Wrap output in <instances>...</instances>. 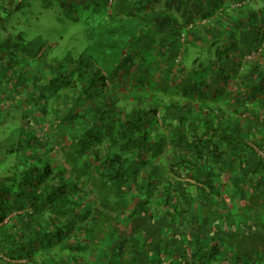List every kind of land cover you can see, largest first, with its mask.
I'll return each instance as SVG.
<instances>
[{
	"label": "trees",
	"instance_id": "obj_1",
	"mask_svg": "<svg viewBox=\"0 0 264 264\" xmlns=\"http://www.w3.org/2000/svg\"><path fill=\"white\" fill-rule=\"evenodd\" d=\"M158 1L178 2L189 31L205 35L214 52L206 68L184 66L185 28L158 39L139 22L115 23L156 16ZM217 1L75 0L72 12H87L99 40L112 41L90 64L83 55L49 64L37 38L0 35V146L9 157L0 167V264H264V56L240 69L224 40L244 20L246 45L264 41L263 6L250 7L263 0H230L240 6L218 12ZM2 2L4 33L24 2ZM101 9L109 21L96 19ZM118 39L135 43L121 61Z\"/></svg>",
	"mask_w": 264,
	"mask_h": 264
},
{
	"label": "rangeland",
	"instance_id": "obj_2",
	"mask_svg": "<svg viewBox=\"0 0 264 264\" xmlns=\"http://www.w3.org/2000/svg\"><path fill=\"white\" fill-rule=\"evenodd\" d=\"M23 2L24 8L21 11L12 13V15L5 20L6 30L3 33L2 28H0V35L5 36L8 34L11 38H14L20 32L22 33V37L27 40L37 38V40H35V47L39 48V53L42 57L39 59L40 61L46 60L49 64H51L55 59L61 58L66 59V61H70L71 58L83 55L86 58V61H88V64H90L93 58L97 59L98 55L101 54V49L112 48V45L110 44L112 42L111 40H106L105 42H101V40H99L98 34L101 27L95 19H82L87 16V12L86 14L83 13V16L78 15L76 10L72 12L76 8L74 5L75 0H23ZM255 2H251L250 7L259 5L260 7L263 6L262 11L264 12V0L263 4H260V2L257 1ZM102 6L104 7V4ZM107 10L108 9H101V13H98L96 19L108 20ZM78 17L81 18L77 19ZM177 21L179 20L177 19ZM202 27L203 29H206L204 26ZM179 28L181 29L182 27L180 26ZM111 29H113V27H111ZM129 33L131 34V32ZM130 38L132 39L133 36ZM0 39L2 40V38ZM229 41L230 37L226 42ZM113 44L117 48H120V53L123 55L122 57L118 51V54H120L119 61H121V59L130 52L129 49L133 47L135 43L129 41L127 43L117 42ZM201 45L202 48L192 46V48L188 47V52L180 53V55L182 54L184 66L187 70H191V68L194 67L192 66V61L194 59H197V66L203 65L205 68L208 66V59H212L211 54H213V52L211 53L210 50H208V47H205L203 42ZM105 50L107 51V49ZM113 52L115 53V51ZM250 56V60H252L254 57L252 55ZM54 65L56 66V64H53V66ZM197 66L196 68L198 69L199 66ZM43 67L44 69H47L46 65ZM37 71L40 75H42L39 69H37ZM171 84L174 85V83ZM51 108L52 106H49L45 109L49 110L51 114ZM39 114H41V112H39ZM54 139H57V131L54 135ZM6 151L7 150H5V148L0 146V167L6 166L9 163V157L7 155H5V159H2L4 156L3 154ZM262 215L263 214L260 213L258 218H261ZM247 220L250 222L248 224H252L253 221L257 220V218H252L250 216ZM263 221L264 220H260V222Z\"/></svg>",
	"mask_w": 264,
	"mask_h": 264
},
{
	"label": "crops",
	"instance_id": "obj_3",
	"mask_svg": "<svg viewBox=\"0 0 264 264\" xmlns=\"http://www.w3.org/2000/svg\"><path fill=\"white\" fill-rule=\"evenodd\" d=\"M215 1L216 0H214V3H215ZM239 1H241V0H239ZM239 1H235V2L231 1L230 2V0H219V1H217V4H216L217 7H219L217 12L220 11V9H222V10L228 9V7H230V9H234L235 7L238 8L240 6ZM249 1H251V0H249ZM3 4L4 3L2 2V0H0V7L5 9V7L2 6ZM260 4H263V3L260 2ZM153 6L155 7L154 10L156 12V16H154V17L147 15L145 13H143V16L141 14L140 19L135 17V15H129V16L125 15L123 17L120 16L121 18L119 17V19L123 20L122 22L116 21L115 23L118 26H123V27H119V28L127 30V27L135 24L136 22H139L138 29L141 28L144 30H148L150 33L154 34L155 37H157L158 39H162L164 37V34H165V37L167 38V33H169V35L171 37H172V35L176 36L177 32H179L181 29L185 28L183 31L186 33V35H189L188 39H190V42L188 45H191V47L196 46V47L202 48L201 43L205 41V39H206L205 35L203 34L201 36L199 34V32L195 34L194 32L189 31L190 26L189 25L187 27L185 26L187 23H189V20H188L189 18H188V16L184 17L182 14L179 13L180 10L178 9V7H179L178 2H175V4H174V2H171V1H169L167 3L164 1H158V2H155V4H153ZM161 7H167L169 9L168 14H170V16L172 15L171 16V23H173V20L175 17L176 22L178 23V26L182 27L181 29L178 26L173 27V25L172 26L167 25V21H166V18L164 17L163 11L161 12L159 10V8H161ZM256 9H257V7H256ZM230 15H231V13H229V18H227V20L225 22L232 24V21H231L232 17ZM176 16H179V17H176ZM257 18L258 17L256 15V13H254L252 20L249 21V22H251L252 26H255V24H257L259 22ZM177 19L179 21H177ZM194 19H195L194 25H197L198 27H200L201 26L200 25L201 20L199 18H194ZM210 19L212 20V21H210L211 23L213 21L215 22V20H214L215 17H212ZM134 20H136V21H134ZM243 21L244 20L240 21L237 25H235L236 28L234 30L232 29L233 33L231 34V36H229L230 41L227 42V44L229 45V50L232 49L233 51H231V52L233 54H235L237 57H239L240 59H242L241 60L242 65H241L240 69L245 67L246 61H244V57H243L245 54H253L254 58L252 60H248V62L249 61L252 62L257 58L260 59V57L264 56V41H262V43H255L254 44V42H253V43H249L246 45V41L248 40V34L246 33V30H245L246 22L245 21L243 22ZM226 23H224L223 21H220V24L222 27L225 26ZM113 25H112V27H113ZM221 26L219 29H221ZM200 28H202V27H200ZM113 29H117V28L113 27ZM125 30H124V32H125ZM202 31L203 30H201L200 32L202 33ZM214 33H215V31H214ZM227 39H224V40L227 41ZM119 41H121V40L118 39V43H120ZM122 43H124V42H122ZM205 47H207V43H205ZM155 50H156V48H155ZM213 54H214V52H213ZM194 65L197 66V63L196 62L194 63L192 61V66H194Z\"/></svg>",
	"mask_w": 264,
	"mask_h": 264
},
{
	"label": "built area",
	"instance_id": "obj_4",
	"mask_svg": "<svg viewBox=\"0 0 264 264\" xmlns=\"http://www.w3.org/2000/svg\"><path fill=\"white\" fill-rule=\"evenodd\" d=\"M109 1H111V0H109ZM184 36H185V34H181V40H183V38H184ZM250 55H252L253 56V54H247L245 57H244V61H248V60H250L251 59V56ZM177 61H178V59H177Z\"/></svg>",
	"mask_w": 264,
	"mask_h": 264
}]
</instances>
